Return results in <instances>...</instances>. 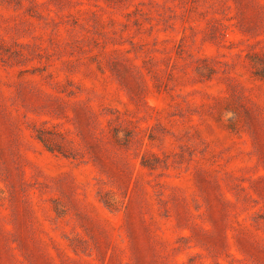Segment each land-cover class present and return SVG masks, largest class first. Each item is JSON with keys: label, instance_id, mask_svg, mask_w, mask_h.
Masks as SVG:
<instances>
[{"label": "rangeland", "instance_id": "1", "mask_svg": "<svg viewBox=\"0 0 264 264\" xmlns=\"http://www.w3.org/2000/svg\"><path fill=\"white\" fill-rule=\"evenodd\" d=\"M0 264H264V0H0Z\"/></svg>", "mask_w": 264, "mask_h": 264}]
</instances>
